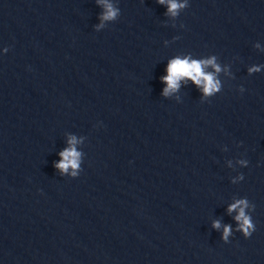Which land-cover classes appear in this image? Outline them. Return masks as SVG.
<instances>
[{"label":"clouds","instance_id":"obj_1","mask_svg":"<svg viewBox=\"0 0 264 264\" xmlns=\"http://www.w3.org/2000/svg\"><path fill=\"white\" fill-rule=\"evenodd\" d=\"M98 3L104 6L105 11L102 13L101 25L97 27H102L104 21L114 20L118 14L119 9L115 8L108 0H97ZM158 3L168 5V13L171 16L178 15L179 11L186 7L185 3H181L180 0H158ZM211 66L215 69V72H220V67L215 63V57L207 60H191L189 57H176L169 61L168 67L166 69L167 75L162 77V81L166 84L163 90L164 96H169L173 92L177 91L180 87V81L182 79H190L198 87L201 88L205 96H211L213 93L219 90L220 84L216 80L213 73H208L205 68ZM258 69H250V71ZM77 140L75 137L69 139V147L64 149L61 153V160L55 167L59 169L62 173L68 172L69 168L77 169L79 167V157L80 153L76 151L75 144ZM75 176L77 173L72 172ZM247 201L238 200L229 206V213L233 211H238L235 219L239 222V230L243 231L245 236H250L251 232L254 230V225L248 215H246L245 209L247 208ZM213 227L219 229V222H214ZM231 233V227L225 226L223 239L227 241L228 236Z\"/></svg>","mask_w":264,"mask_h":264}]
</instances>
